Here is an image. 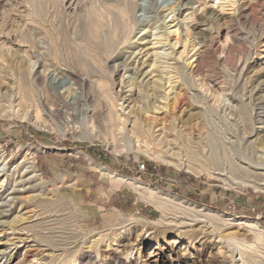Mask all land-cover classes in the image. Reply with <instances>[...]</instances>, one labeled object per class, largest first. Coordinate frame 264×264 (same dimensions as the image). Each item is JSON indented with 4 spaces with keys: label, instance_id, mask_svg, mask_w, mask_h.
Masks as SVG:
<instances>
[{
    "label": "rangeland",
    "instance_id": "obj_1",
    "mask_svg": "<svg viewBox=\"0 0 264 264\" xmlns=\"http://www.w3.org/2000/svg\"><path fill=\"white\" fill-rule=\"evenodd\" d=\"M92 1L0 0V87L13 84L15 95L0 97V264H83L86 255L100 264L105 251L134 264H220L236 246L219 236L252 242L236 225L242 221L264 229V168L250 164H264V124L255 120H264V25L248 21V5L264 0L137 1L159 17L108 62L72 35L75 16ZM207 14L218 27L200 26ZM194 26L207 29L212 50L191 77L202 51ZM228 46L240 47L231 67L221 60ZM35 71L46 75L41 86L63 85L59 98L37 101ZM68 72L86 84H73ZM100 88L129 118L123 130L93 96ZM180 93L188 100L173 118ZM132 107L154 128L132 129ZM9 197L17 198L12 207ZM259 250L240 249L243 261L264 264Z\"/></svg>",
    "mask_w": 264,
    "mask_h": 264
},
{
    "label": "bare ground",
    "instance_id": "obj_2",
    "mask_svg": "<svg viewBox=\"0 0 264 264\" xmlns=\"http://www.w3.org/2000/svg\"><path fill=\"white\" fill-rule=\"evenodd\" d=\"M137 1H143L144 2V0H93L89 5L85 6L84 9H82L83 11L81 14H77L75 16L74 26L72 29V35H74L75 37L79 36L85 43H87L88 46L90 45L92 50L95 53H97V55L101 56V58H104V59H101L102 61L106 60L108 62L112 58H116V57L118 58V56H119V54L117 53L118 50L120 49L121 46L127 47L126 45L129 41L131 35L133 34V32L138 30V29L140 30L141 28L150 26L151 25L150 23L152 21H154V19L159 17V14H156V13H154L153 16H149V17L146 16L145 12H146V10H149V6H146L143 4H138ZM149 1H150L149 2L150 6H152L153 0H149ZM34 4L36 5L35 8H36L37 15L41 17V15H42L41 7H39V4H37V1ZM181 4H182V7H187L188 5L192 4V1L191 0H185V2L181 3ZM168 10L171 11V10H173V8H169ZM248 10H250V16H249L250 18L248 21L251 24L264 25V4L257 7L256 3H252V4L248 5ZM136 12H144V13L141 16H139L138 18H136ZM205 22H208L207 23L208 25L211 24L212 26H216V27H218L219 23H220L219 20H217L216 18H214L213 16H210L208 14L206 16L201 17L198 23L200 24V26L201 25L203 26V24ZM206 31H207V29L204 31V30H201L198 26L197 27L194 26V28L192 29V33L197 39V45L201 46L202 51H200V53L198 54V56L195 60V66L190 71L191 77L200 74L207 67V65L204 64V60L206 58L205 56L207 54V51L209 49L212 50V45L211 44L206 45V39H205V37H207ZM236 35L237 34L234 35V38L236 37ZM206 46H208L207 49H206ZM237 49H240V47L237 48L236 46H228L222 52L221 60L224 64L228 65V67L229 66L231 67L234 64V59L236 57L235 51ZM157 56H158V53L155 55V59H154L153 63L151 64L152 67L157 65V61H156ZM209 59H211V58H209ZM143 65H144V63H138V68L141 69ZM30 66H31V63H29V67ZM225 67H227V66H225ZM30 68H31V71H33L34 66L30 67ZM155 72L157 73L158 71L156 70V71H153L151 73H155ZM173 72L175 73V75H178V76H181L183 74V72L180 70V67H178V66L173 67ZM67 76H68V80L75 85H78V86L82 85L83 86L86 84V81L84 79H82L79 75H77L73 72H68ZM98 76H100V75H98ZM0 78H1V75H0ZM43 78L46 79V75H45L44 71L41 73L35 71L34 75L30 74V80H29V82L31 83V86L34 87V89L36 91V94L34 91L33 95H35L37 101L40 104L43 102L42 98L47 97V95H53L56 98H59L60 93L58 91H59V88H62V86H63L61 84L58 87H57V85L54 86L53 84L41 86V84H42L41 81ZM1 80L2 79H0V81ZM27 81L28 80H26V77L24 76L22 78V83L25 87L28 83ZM167 82H170V80H167ZM155 83H157V81H154L153 86H151V88H150L152 91L155 90V86H154ZM108 86H110V85L108 84ZM107 89H109V88H107ZM13 90H14L13 84H10L4 90H3V88L1 89V87H0V97L5 98L8 102H12V100L15 97V95H13ZM93 94H94L93 95L94 97L96 96L97 98L100 99V101L102 102V105H104V104L106 106L110 105L112 112H110V115L107 114L109 121L113 122L112 124L114 125L115 129H117V131L123 130L124 126H125V120L126 119L129 120V118L123 117L125 115L120 114L119 111L114 109L117 106L115 103L118 100L117 99L111 100L109 98V96L106 94V92L103 91L102 88H100V90L98 92H93ZM187 100L188 99H187V96L185 95V93H183V94L180 93L175 97V100L173 102V107H171L172 111H170V115L173 116V118L175 116L176 111L179 110L187 102ZM133 108L134 107H132V109L129 112L130 114H132V117L130 118V123L132 124V129L136 128V130L139 131L140 128H142V126L145 127V125H146V127H145L146 130L150 129V128H154V127L150 126V123H151L150 121L153 118L144 117L143 116V114H144L143 108L140 109L139 111L138 110L133 111ZM4 114H6V112L3 109L0 110V115H4ZM150 117H152V116H150ZM163 118H165V117H163ZM131 119H133V120H131ZM255 120L260 122L261 124H264V120L260 115H256ZM152 124H153V121H152ZM163 126L165 127L166 124L164 123ZM144 127H143V129H144ZM163 129H166V128H163ZM163 129L160 130L161 137L165 136L164 135L165 130H163ZM195 129H193L192 133H189V134H195L197 132V130H195ZM131 134H133V133L131 132ZM177 134H179V132ZM124 146H126V144ZM129 146H128V150H129ZM250 164H252L254 166H258V168H259V166L264 168V164H258V163H256V161L251 162ZM25 170H27L31 174H33L35 172L32 165L27 166L25 168ZM262 170H264V169H262ZM259 181H262L263 183L258 184V185L264 187V179L259 180ZM254 188L256 189L257 187H254ZM15 201H17L16 197H11V198L9 197V200L7 202L8 206L12 207L14 205ZM9 211H10V209H9ZM4 212L5 211H0V216H2L4 214ZM236 225L239 226L241 229L246 230L248 232V234L250 233L253 236L252 242H249V240H246V239L240 240L241 241L240 242L237 239H235V237H231L229 239V237L223 238L222 236H219L218 237V239H219L218 243H224V242L230 243L231 242L232 243L231 245L236 246L235 248H233V247L231 248L230 246H228V251L226 252V253H228V256L223 257L225 261L221 262L220 264H225V263L237 264V262H240V264H246L243 261V255L240 252V249L243 251H249L251 254H259L260 255L261 252L259 249L261 248V246H264V229H261L257 223L242 221V222H237ZM198 238H200V237H198ZM176 243H177L176 240H173L171 242V244H176ZM202 245H204V243ZM219 250H220V248L217 250V253L219 252ZM236 256H239L238 259H236ZM82 262H83V264H92L93 258L91 257V255H86L82 258ZM210 262L211 261H208V260H205V261L198 260L197 262H193V264H209ZM134 263L135 262H133L130 258L129 259L127 258L126 260H122L120 258V256H118L117 253H115L113 251L112 252L105 251L101 254L100 264H134Z\"/></svg>",
    "mask_w": 264,
    "mask_h": 264
},
{
    "label": "built area",
    "instance_id": "obj_3",
    "mask_svg": "<svg viewBox=\"0 0 264 264\" xmlns=\"http://www.w3.org/2000/svg\"><path fill=\"white\" fill-rule=\"evenodd\" d=\"M138 170H139V171H143V170H144V165H143V164L139 165Z\"/></svg>",
    "mask_w": 264,
    "mask_h": 264
}]
</instances>
